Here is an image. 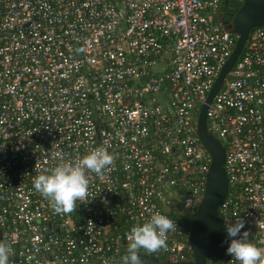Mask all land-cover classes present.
<instances>
[{"label":"built area","instance_id":"built-area-1","mask_svg":"<svg viewBox=\"0 0 264 264\" xmlns=\"http://www.w3.org/2000/svg\"><path fill=\"white\" fill-rule=\"evenodd\" d=\"M243 0H0V240L9 264H120L125 237L155 212L177 229L139 254L188 261L191 228L172 216L181 194L196 214L211 156L201 107L235 47L215 15ZM225 151L218 213L239 217L264 249V26L252 29L206 109ZM83 201L57 214L33 178L96 147ZM226 233V231H225ZM213 264H229L226 254ZM235 264V262H231Z\"/></svg>","mask_w":264,"mask_h":264},{"label":"clouds","instance_id":"clouds-1","mask_svg":"<svg viewBox=\"0 0 264 264\" xmlns=\"http://www.w3.org/2000/svg\"><path fill=\"white\" fill-rule=\"evenodd\" d=\"M113 160V155L105 147H96L78 160H61L51 169L36 175L33 188L50 201L55 213H71L77 201H83L87 196L88 173L102 175ZM176 229V222L166 215L153 213L146 222L133 226L126 235V253L121 256L120 264H143L140 251L156 252L166 248L168 234ZM242 229H245V222L240 217L225 224L226 254L232 257L229 264H264V249L253 244L249 240V232ZM11 251L10 244L0 240V264H9Z\"/></svg>","mask_w":264,"mask_h":264},{"label":"water","instance_id":"water-1","mask_svg":"<svg viewBox=\"0 0 264 264\" xmlns=\"http://www.w3.org/2000/svg\"><path fill=\"white\" fill-rule=\"evenodd\" d=\"M225 25V22H223ZM264 26V0H243L241 8L232 17L229 24L231 32L237 35L235 47L219 77L211 88L206 103L201 107L197 120V136L203 148L211 156V165L207 176L202 202L198 206L194 226L190 231L189 244L192 259L188 261L160 262L156 258L141 255L143 264H206L215 254L224 251L226 233L218 209L228 190V179L224 171L225 151L206 127V109L222 85L226 74L231 70L242 52L249 32Z\"/></svg>","mask_w":264,"mask_h":264},{"label":"trees","instance_id":"trees-1","mask_svg":"<svg viewBox=\"0 0 264 264\" xmlns=\"http://www.w3.org/2000/svg\"><path fill=\"white\" fill-rule=\"evenodd\" d=\"M241 6H242V1H229L228 3H222L221 4V7H220V10L222 11L223 16L221 18H219L218 20H220L222 22H225V28L233 36L234 43H236L237 35L230 31L229 24L232 21V17L237 13V11L241 8ZM195 219H196V214H194V216H192V218L189 219L186 222L185 225H182V222L181 221H179L177 219L176 220L180 223V225L182 226V228H185V229L186 228H191L192 229L193 226H194ZM220 258H218L217 256H214L206 264L216 263Z\"/></svg>","mask_w":264,"mask_h":264},{"label":"rangeland","instance_id":"rangeland-1","mask_svg":"<svg viewBox=\"0 0 264 264\" xmlns=\"http://www.w3.org/2000/svg\"><path fill=\"white\" fill-rule=\"evenodd\" d=\"M223 16L222 11H218L215 15V19L218 20L219 18H221ZM172 216H174L175 219L179 220L182 222V225H185L186 222L192 218V216H194L193 214H191V208L190 206H188L185 201L184 198L181 194H176L172 196ZM225 249L223 252L219 253V254H215L214 256H217L218 258L222 257L224 255ZM211 257V258H212ZM210 258V259H211ZM209 259V260H210ZM209 260L207 262H209Z\"/></svg>","mask_w":264,"mask_h":264}]
</instances>
